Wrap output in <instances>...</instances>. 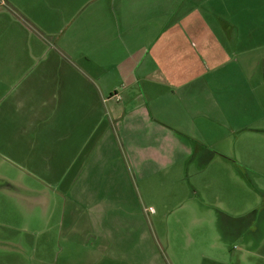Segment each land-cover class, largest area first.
Wrapping results in <instances>:
<instances>
[{
    "label": "crops",
    "instance_id": "0c3cea01",
    "mask_svg": "<svg viewBox=\"0 0 264 264\" xmlns=\"http://www.w3.org/2000/svg\"><path fill=\"white\" fill-rule=\"evenodd\" d=\"M251 4V0H0V170L7 165L20 174L15 180L0 175V197L17 201L16 206L30 214L38 211V218L30 216L33 223L53 222L54 203L42 190L58 179L57 170L69 175V170L113 165L104 161L106 151L115 153L105 127L108 111L114 119L122 114L120 92L131 95L129 103L136 106L132 87L139 79L179 91L207 73L202 63L213 64L209 74L219 64H237L238 71L229 73L238 76L237 88L218 90L214 107L194 104L188 116L182 110L179 129L167 125L164 138L186 132L188 117H203L205 110L206 117L231 124L233 135L242 132L248 156L251 142L264 138V90L260 84L252 88L245 71L252 51L264 43L258 44L249 23L240 21L259 12ZM253 59L260 64L264 53ZM142 91L152 94L150 86ZM219 92L227 94L220 98ZM151 104L142 103V115L152 111ZM193 123L191 135L196 132L197 122ZM149 134L151 140L153 132ZM61 178L64 183L66 177ZM83 196L79 203L88 207L87 215L64 218L66 222L69 218V225L59 235L62 244L56 245L63 260L71 263L77 257L80 264H118L125 259L138 264L131 254L134 233H127V242L123 239L136 217L107 215L108 202L114 207L116 200L93 197L85 190ZM236 235L243 239L245 233ZM88 240L91 250L85 253Z\"/></svg>",
    "mask_w": 264,
    "mask_h": 264
},
{
    "label": "rangeland",
    "instance_id": "374dc122",
    "mask_svg": "<svg viewBox=\"0 0 264 264\" xmlns=\"http://www.w3.org/2000/svg\"><path fill=\"white\" fill-rule=\"evenodd\" d=\"M251 2L259 12L240 21L249 23L252 38L261 44L263 0ZM261 53L264 46L252 51L245 71L250 73V86L260 84L264 90V61L257 64L253 59ZM212 65L202 63V71L207 73L179 91L147 85L139 79L132 87L136 106L129 103L131 95L120 92L122 114L114 119L108 111L105 127L115 153L106 151L104 161L113 165H103V170H69V175L57 170L58 179L42 190L54 203L51 209L57 215L53 222L33 223L30 216L38 218V211L30 214L23 206H16L17 201L0 197V234L10 232L0 237V264H80L77 257L71 263L64 261L56 245L62 244L59 235L69 225V218L67 222L64 218L87 215L88 207L79 203L83 190L93 197L116 200V205L111 203L114 207L108 202L107 215L136 217L131 230L124 228L123 239L127 242V233H134L135 252L131 254L138 264H264V138L251 142L247 156L242 132L233 135L231 124L220 125L209 114L206 117L205 110L203 117H188L186 132L164 138L167 125L179 129L182 110L188 116L194 104L197 108L214 107L218 90L237 88L238 76L229 74L238 71L237 64H219L209 74ZM147 86L152 89L150 95L142 91ZM219 93L220 98L227 94ZM145 102L153 108L144 116L141 105ZM193 121L197 126L191 135L188 129ZM223 136L227 138L221 140ZM2 168L0 175L8 179L20 176L7 165ZM62 176L66 177L64 183ZM1 185L0 181V189ZM71 185L77 189L71 190ZM240 232L245 233L243 239L236 235ZM89 241L85 253L91 250ZM245 249H256L257 255H246ZM123 252L127 255L126 249ZM118 264L128 263L123 259Z\"/></svg>",
    "mask_w": 264,
    "mask_h": 264
}]
</instances>
